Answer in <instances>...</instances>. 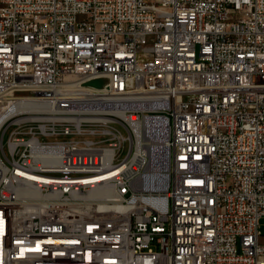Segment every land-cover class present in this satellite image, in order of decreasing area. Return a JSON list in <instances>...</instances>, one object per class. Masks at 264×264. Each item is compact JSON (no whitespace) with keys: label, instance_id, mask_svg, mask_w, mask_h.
<instances>
[{"label":"built area","instance_id":"1","mask_svg":"<svg viewBox=\"0 0 264 264\" xmlns=\"http://www.w3.org/2000/svg\"><path fill=\"white\" fill-rule=\"evenodd\" d=\"M0 179V264H264V0H0Z\"/></svg>","mask_w":264,"mask_h":264},{"label":"bare ground","instance_id":"2","mask_svg":"<svg viewBox=\"0 0 264 264\" xmlns=\"http://www.w3.org/2000/svg\"><path fill=\"white\" fill-rule=\"evenodd\" d=\"M103 80V79H101ZM86 81V89L90 91H99V88H93L87 86L89 82ZM103 84V83H102ZM101 90H109V83L106 80V84L100 88ZM93 103H103V96H93ZM105 107H111V109H119V101L117 95L105 96ZM30 109H39V102L29 101ZM81 112H91V103H83L81 105ZM124 111L121 110L118 115L123 118ZM127 122L131 124L137 139L143 137L150 141V145L145 147L147 154L150 157V163L148 168V177L145 178V186L148 188L163 189L166 186L167 181V168H168V151L165 145L167 139V125L165 122V114H158V119L146 118L143 123L133 122L132 118ZM159 139L162 140V144L158 145ZM164 171V172H163ZM133 175V168H126L123 170V178H130ZM144 182H141V185ZM6 186V179H0V196H3V187ZM68 195L71 194V182H67L64 179H57L54 182V189H51V196ZM111 194L110 191H92L87 195L88 198H105ZM71 205H79V197H71ZM256 217V224H259V219Z\"/></svg>","mask_w":264,"mask_h":264},{"label":"rangeland","instance_id":"3","mask_svg":"<svg viewBox=\"0 0 264 264\" xmlns=\"http://www.w3.org/2000/svg\"><path fill=\"white\" fill-rule=\"evenodd\" d=\"M117 127H118L119 129H121V130L125 133L124 129H123L121 126L117 125ZM5 137H6V136H5ZM5 139H6V138H5ZM145 140H146L145 143H147V145L151 144L150 141L147 140V138H146ZM162 140H163V139H159L158 142H157V144H158V145H161V144H162ZM163 172H164V171H163ZM159 189H160V188H159ZM259 232L261 233V235L264 236V217H261V218L259 219Z\"/></svg>","mask_w":264,"mask_h":264},{"label":"water","instance_id":"4","mask_svg":"<svg viewBox=\"0 0 264 264\" xmlns=\"http://www.w3.org/2000/svg\"><path fill=\"white\" fill-rule=\"evenodd\" d=\"M103 83V84H102ZM106 84V80H96L89 82L87 86L93 87V88H101Z\"/></svg>","mask_w":264,"mask_h":264}]
</instances>
